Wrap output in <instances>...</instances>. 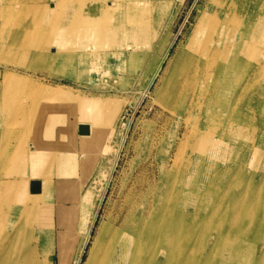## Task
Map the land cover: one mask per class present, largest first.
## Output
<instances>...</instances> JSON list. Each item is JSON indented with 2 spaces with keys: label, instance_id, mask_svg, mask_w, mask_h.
<instances>
[{
  "label": "bare ground",
  "instance_id": "obj_1",
  "mask_svg": "<svg viewBox=\"0 0 264 264\" xmlns=\"http://www.w3.org/2000/svg\"><path fill=\"white\" fill-rule=\"evenodd\" d=\"M173 5L0 0V264H50L39 241L52 231L46 199H52L53 183L65 201L58 211L60 226H66L60 233H67L73 251L71 257L58 253L61 264H264V0H203L189 30L192 9L179 31L164 42L157 36L158 50L142 40L143 29L134 23L144 24L145 8L163 13ZM38 41L34 56L41 62L33 65ZM50 43L57 45L53 53L46 50ZM130 48L144 56L156 50L143 94L163 72L159 103L172 119L186 121L185 129L174 131L184 129L189 138L173 150L158 146L127 183L118 211L98 227L130 124H123L116 148L107 144L118 114L115 101L78 100L49 86L38 94L41 100L27 104L25 88L41 63L58 61L65 75L91 73V80L101 81L96 74L106 71L114 83L126 81L111 71L110 56H128ZM73 113L78 120L70 123ZM24 118L36 119L42 147L61 144L59 127L73 130L79 153L62 157L73 164L30 173L15 145L29 132L30 122L17 136ZM82 125L89 133H80ZM15 172L23 176L17 179Z\"/></svg>",
  "mask_w": 264,
  "mask_h": 264
},
{
  "label": "rangeland",
  "instance_id": "obj_2",
  "mask_svg": "<svg viewBox=\"0 0 264 264\" xmlns=\"http://www.w3.org/2000/svg\"><path fill=\"white\" fill-rule=\"evenodd\" d=\"M68 1L72 0H67V2ZM159 1L173 2L174 5L172 10L166 8L164 9L165 12L159 13L151 8H145L143 10L144 24H141L140 22L134 23V29L138 26L140 27V30L143 29L141 37L144 38L142 40L145 43L152 41L151 43L153 47L157 48L158 50L160 48L157 46V36L164 42V40L168 39L172 33L179 31L181 25L187 18L188 12L192 9V15L189 19V22L187 23L185 32L189 30L192 23L194 22L195 16L198 13V5L203 4V0H198L197 6H194L196 0ZM52 2L49 3L50 8L53 6ZM40 45L41 43H39V41L34 44V49L32 50L34 59L31 58L29 60L30 64H40L41 61L37 60V58L34 56L35 51L40 47ZM54 47H57V45L50 43L46 50H48L50 53H53ZM128 52V56L127 54H122L117 58H115V56H110L111 65H109V67H111V71L116 76L121 74L122 77L127 78L126 81L122 80L116 84L114 83V78L109 79L107 77L106 73H104L106 71L101 72V75L100 73L96 74V76L99 75V77L102 78L101 81L91 80L92 76H94L91 73L85 74L83 77L81 74L78 75L75 72L70 75H65L63 69L60 67L61 63L58 61V66H53L51 63H41V65L44 66L42 71H39L37 75L31 77L29 79L28 85L25 88L27 93V97L25 98L27 104L33 103L37 97L39 100H41V95L38 94H41L43 88L49 86L53 88H59L60 91H63L67 94L69 93L76 95L75 97L78 100L84 99L83 97H96V99L115 101L118 105V114L116 115L113 123L111 124V128L109 129L110 134L107 135V144L113 145L116 148H118L123 137L121 133L123 124L127 122L130 124L129 133L120 155L119 166L115 173L114 179L111 182L107 197L104 201L98 219V227L104 221H106L111 214H115L118 211L119 208L117 207H120L122 204L121 198H123L127 183L132 181L134 175H136V170L140 169L141 166H144L153 158L155 155L154 152L157 151L158 146H167L170 150H173V145L176 144L177 141L179 142L189 138L186 130H184L185 126L187 125L186 121H184V119H172L168 113L162 109L159 103L158 94L163 87V72L150 92L146 96L143 94L149 82L150 76L152 75L156 50H153L151 54L145 56L142 51L137 53L131 50ZM30 119H22L23 124L18 126L19 132L17 131L16 133L17 136L22 134V130L27 129V124L30 122V128H28L29 132L24 133L20 139L19 137L15 139L17 150L20 156L26 159V167L29 168V172L33 173L34 170H37L40 173L43 171L57 169L62 163L73 164V160L62 162V157L66 156L68 153H70V155H72L74 152L79 153L78 147H80V143H78L77 140L76 144V142L73 140V130H69L66 126L59 127L55 136L61 140V144L57 146H51L49 148L42 147V145H37L41 141L37 138V135L34 132L36 119ZM68 119L70 123H74L78 120L74 113L70 114ZM165 125L167 126L165 128H168V131L164 133L160 132V128ZM180 125L184 129L179 133L176 132L175 134L174 128ZM41 136L43 139L45 135L42 134ZM50 136L52 135H47V138ZM4 139H6V145L8 143L9 137L6 136ZM63 140H65V142L62 143ZM7 147L8 145H6V150ZM37 150H39L38 153H36ZM107 155L110 161V159L115 156V151L107 153ZM34 158L35 160H33ZM16 168L18 169L19 166ZM15 175L17 179L23 176L22 173L16 174V172L14 176ZM54 180H57V178L54 177ZM103 186L104 183L98 184L97 188L100 190L103 188ZM53 189L52 196L50 195L52 199H46V207H52V221H50L52 231H50L49 228L45 230L47 238L45 237L40 239L39 249L41 250V254L43 256L47 255V257L50 258V264H61L58 255L59 252H63L65 255L69 254L70 252V257L73 255V253L71 254L72 250L69 248L67 233H60L61 229H66V226H60L61 224H59L58 211L59 208L61 209L65 204V201L62 202V199H59V195H57L58 185L56 183H53ZM40 195L43 196V192ZM45 197L48 198L47 193ZM69 205L72 207L74 202L71 201ZM41 223L44 224V222ZM62 234L64 235L65 240H62Z\"/></svg>",
  "mask_w": 264,
  "mask_h": 264
},
{
  "label": "water",
  "instance_id": "obj_3",
  "mask_svg": "<svg viewBox=\"0 0 264 264\" xmlns=\"http://www.w3.org/2000/svg\"><path fill=\"white\" fill-rule=\"evenodd\" d=\"M80 133H81V134H87V133H89V128H88V126H84V125H82V126L80 127ZM32 190H33V192H38V191H40V187H39V183H38V182H35V183L32 184Z\"/></svg>",
  "mask_w": 264,
  "mask_h": 264
}]
</instances>
